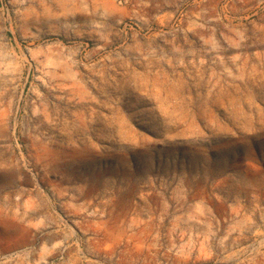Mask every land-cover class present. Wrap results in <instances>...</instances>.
Masks as SVG:
<instances>
[{
	"label": "rangeland",
	"instance_id": "374dc122",
	"mask_svg": "<svg viewBox=\"0 0 264 264\" xmlns=\"http://www.w3.org/2000/svg\"><path fill=\"white\" fill-rule=\"evenodd\" d=\"M0 264H264V0H0Z\"/></svg>",
	"mask_w": 264,
	"mask_h": 264
}]
</instances>
